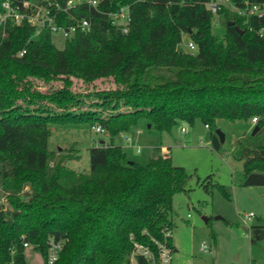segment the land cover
Returning a JSON list of instances; mask_svg holds the SVG:
<instances>
[{
    "label": "trees",
    "instance_id": "obj_1",
    "mask_svg": "<svg viewBox=\"0 0 264 264\" xmlns=\"http://www.w3.org/2000/svg\"><path fill=\"white\" fill-rule=\"evenodd\" d=\"M210 1L76 5L59 13L56 24L85 19L90 29L76 32L63 49L52 44L49 31L35 37L25 23L9 29L0 45V190L11 208L0 205V264H31L28 250L47 264L50 239L64 243L53 264H131L134 242L152 247L176 227L173 198L186 192L190 176L169 154L155 151L142 166L128 162L111 142L89 148V170L77 173L63 165L65 159L52 158L53 128L97 125L112 141L142 124L169 133L180 122L200 121L213 131L217 121H242L253 126L254 137L242 151L243 185L264 187V18L241 17L225 4L214 13ZM228 2L264 8V0ZM123 7L130 18L126 34L110 17ZM215 24L224 28L222 37L213 33ZM184 38L194 53L180 49ZM72 79L85 85L112 79L115 87L76 93ZM35 82L60 86L42 94ZM215 132L211 145L217 150ZM202 186L229 197L210 177ZM25 188L27 200L21 201ZM249 234L253 249L264 242V223ZM136 261L145 264L141 257Z\"/></svg>",
    "mask_w": 264,
    "mask_h": 264
},
{
    "label": "rangeland",
    "instance_id": "obj_2",
    "mask_svg": "<svg viewBox=\"0 0 264 264\" xmlns=\"http://www.w3.org/2000/svg\"><path fill=\"white\" fill-rule=\"evenodd\" d=\"M213 33L222 37L224 28L215 24ZM66 41L60 33L51 34V42L57 49H63ZM187 43L188 39L184 38L180 45L184 52H188ZM35 83V89L42 94L60 86L59 82ZM72 84V91L82 94L115 87L112 79H101L90 85L72 79ZM87 107L88 104L81 109L74 107L71 112L86 110ZM121 108L123 111L127 109ZM146 126L142 124V130L133 129L123 134L133 144L127 143L123 135H117L110 141L106 132L98 134L93 130L94 126L53 128L48 147L55 161L65 159L63 165L77 173L88 172V149L101 146V142L104 146L112 142L121 147L128 162L142 166L148 163L155 151L164 153L162 149H166L172 164L183 168L190 176L186 192L173 198L172 214L176 227L172 240L177 252L173 253L172 264H251V260L253 264H264V242L251 249L249 234L251 226L264 223V187L243 185L242 151L254 140L253 126L242 121L220 120L212 131L200 121L192 126L180 122L169 133H158L154 128L146 130ZM215 131L223 135L217 150L211 145V135ZM209 177L212 184L225 187L228 198L211 186L206 193L202 183ZM27 191L25 188L19 195L21 201L27 200L24 197ZM0 205L4 210L11 208L7 194H2L1 190ZM248 214L254 217L245 222L243 217ZM203 244L210 252L200 251ZM27 253L31 264H42L39 258L31 257L30 250Z\"/></svg>",
    "mask_w": 264,
    "mask_h": 264
},
{
    "label": "built area",
    "instance_id": "obj_3",
    "mask_svg": "<svg viewBox=\"0 0 264 264\" xmlns=\"http://www.w3.org/2000/svg\"><path fill=\"white\" fill-rule=\"evenodd\" d=\"M86 4L92 7H96L97 0H66L63 5L58 4L53 0H2L0 6V45L8 37L9 29L13 26L21 24H27L33 28V35L36 37L43 31H49L52 33H60L66 40L71 39L76 32H88L90 29V23L83 19L76 25H70L64 27L56 24L55 18L59 13L67 12L69 9L76 5ZM220 4L228 5L229 9L237 13L241 17L256 16L258 18H264V8L257 5L245 3L243 7L236 8L230 5L228 0H211L207 7L216 12ZM112 24L120 27L122 33H127L130 18L128 15V9L123 7L111 16ZM188 52L194 53L195 46L192 42L188 41L186 44ZM25 51H21L18 56H22ZM253 123L256 119L252 120ZM207 128V126H205ZM93 130L98 134H104V130L100 126H94ZM184 133L185 130L182 129ZM127 141L129 139H126ZM164 153L168 154L166 149H162ZM254 217L253 214H248L243 217V220L250 221ZM172 239V232L166 230L163 233L161 240H153V246H144L138 243H133V252L130 258L131 264H138L137 257H141L145 260V264H172L173 247L169 246V241ZM63 242L54 241L50 239L47 241V264L55 263L59 254L63 248ZM28 244H24L27 247ZM200 251L203 253L210 252L205 244L200 247ZM7 264H13L12 261Z\"/></svg>",
    "mask_w": 264,
    "mask_h": 264
},
{
    "label": "crops",
    "instance_id": "obj_4",
    "mask_svg": "<svg viewBox=\"0 0 264 264\" xmlns=\"http://www.w3.org/2000/svg\"><path fill=\"white\" fill-rule=\"evenodd\" d=\"M142 129H143L142 126L136 128L137 131H138V130H142ZM123 137H124V135H123ZM124 139H125V140H126V139H129L128 141L126 140V142H127V143H131V139H130V138H128V137H124ZM101 144L104 145L103 142H101ZM131 144H133V143H131ZM160 154H161V153H160ZM172 247H173V253H176L177 251H176V249H175V244H174V241H173V240H172Z\"/></svg>",
    "mask_w": 264,
    "mask_h": 264
},
{
    "label": "water",
    "instance_id": "obj_5",
    "mask_svg": "<svg viewBox=\"0 0 264 264\" xmlns=\"http://www.w3.org/2000/svg\"><path fill=\"white\" fill-rule=\"evenodd\" d=\"M228 25L232 26L233 23L230 22V23H228ZM237 30H238L239 33H242V31L240 29H237ZM255 131H256V128H255L254 132ZM215 134L217 135L219 141L222 142L223 141V135L221 134V132L220 131H216Z\"/></svg>",
    "mask_w": 264,
    "mask_h": 264
}]
</instances>
